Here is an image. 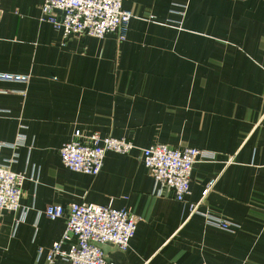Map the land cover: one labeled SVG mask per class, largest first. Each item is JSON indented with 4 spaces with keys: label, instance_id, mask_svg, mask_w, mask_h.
<instances>
[{
    "label": "crops",
    "instance_id": "1",
    "mask_svg": "<svg viewBox=\"0 0 264 264\" xmlns=\"http://www.w3.org/2000/svg\"><path fill=\"white\" fill-rule=\"evenodd\" d=\"M44 3L0 0V73L30 78L0 82V164L26 177L20 210L0 213V264H47L80 202L139 218L127 251L109 246L115 264H264V0H127L124 41L64 40ZM76 132L137 149L92 178L61 161ZM156 144L216 156L194 165L184 203L157 194L140 151ZM199 203L240 228L208 226Z\"/></svg>",
    "mask_w": 264,
    "mask_h": 264
},
{
    "label": "built area",
    "instance_id": "2",
    "mask_svg": "<svg viewBox=\"0 0 264 264\" xmlns=\"http://www.w3.org/2000/svg\"><path fill=\"white\" fill-rule=\"evenodd\" d=\"M126 1L45 0L42 19L61 30L64 40L73 36L104 39L109 34H116L120 41H124L128 25L134 18L133 12L124 7ZM1 14L0 7V18ZM29 80V76L0 73V82L28 84ZM3 147L4 144L0 143V150ZM135 149L133 142L125 138H102L98 133L85 137L81 132H76L75 138L60 148V157L67 169L95 178L100 174L108 153L127 155ZM140 151L143 163L155 181L157 194L163 196L166 192H172L181 203L186 202L190 195L194 165L216 159L211 152L196 148L174 149L165 144H156ZM25 181L23 174L12 172L0 164V213L20 210ZM213 186L214 182L206 188L204 198ZM200 204H192L190 214L202 216L208 226L229 233L240 228L234 222L200 211ZM64 213V208L59 205L49 206L45 211L51 220L61 218ZM138 222L139 218L126 209L87 202L74 203L69 207L66 233L53 244L47 264H54L58 257L64 260V264H115L108 259L103 246L127 251L136 234ZM65 243L70 244L66 251L62 249Z\"/></svg>",
    "mask_w": 264,
    "mask_h": 264
},
{
    "label": "water",
    "instance_id": "3",
    "mask_svg": "<svg viewBox=\"0 0 264 264\" xmlns=\"http://www.w3.org/2000/svg\"><path fill=\"white\" fill-rule=\"evenodd\" d=\"M103 250L107 254L109 252V246H103Z\"/></svg>",
    "mask_w": 264,
    "mask_h": 264
}]
</instances>
